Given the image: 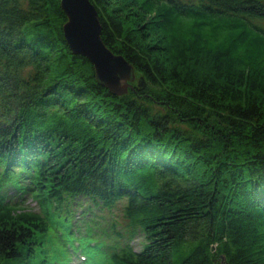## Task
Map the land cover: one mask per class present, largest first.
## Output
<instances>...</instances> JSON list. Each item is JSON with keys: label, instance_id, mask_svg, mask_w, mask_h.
Listing matches in <instances>:
<instances>
[{"label": "trees", "instance_id": "obj_1", "mask_svg": "<svg viewBox=\"0 0 264 264\" xmlns=\"http://www.w3.org/2000/svg\"><path fill=\"white\" fill-rule=\"evenodd\" d=\"M91 1L125 94L62 0H0V264H264V0Z\"/></svg>", "mask_w": 264, "mask_h": 264}, {"label": "water", "instance_id": "obj_2", "mask_svg": "<svg viewBox=\"0 0 264 264\" xmlns=\"http://www.w3.org/2000/svg\"><path fill=\"white\" fill-rule=\"evenodd\" d=\"M61 5L68 18L64 32L72 51L92 62L97 79L104 87L117 95L127 93L133 87L134 67L105 44L95 4L91 0H62Z\"/></svg>", "mask_w": 264, "mask_h": 264}, {"label": "rangeland", "instance_id": "obj_3", "mask_svg": "<svg viewBox=\"0 0 264 264\" xmlns=\"http://www.w3.org/2000/svg\"><path fill=\"white\" fill-rule=\"evenodd\" d=\"M25 198H26L25 205H26L27 209L32 210V211H40L39 204L32 197L26 196ZM109 220L110 221L117 220L120 229L121 228L122 229H125V225H126V223H128L127 220L122 217V214L120 212H118V214H116L114 217L110 218ZM61 228L63 229L64 227L61 226ZM64 231H66V230L64 229ZM145 241H146L145 240V236L139 230L133 236V238L130 241V243H132L134 249L138 251V250H141L142 249L143 243ZM64 249H65V246L63 245V242L60 239H58V238H47V240L45 241V244L44 245L40 244L38 246V251L44 250V252H42V253L39 252L38 253L37 260L36 261H38L37 263H39V262H42L44 260L43 253H46L48 255L49 260H51V261H57L58 257L64 251ZM80 251H81V249H77L76 250V253H79ZM70 253H71V257H72L71 250H70ZM86 254L88 255V257L90 259L89 254L88 253H86ZM94 256H95V254L92 253V255H91V261L94 258ZM73 261H74V254H73ZM88 261H87V263H88Z\"/></svg>", "mask_w": 264, "mask_h": 264}]
</instances>
